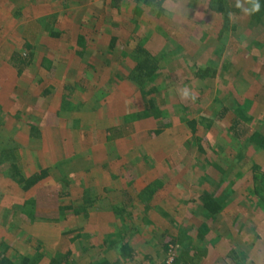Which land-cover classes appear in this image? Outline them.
Returning <instances> with one entry per match:
<instances>
[{
    "label": "rangeland",
    "instance_id": "rangeland-1",
    "mask_svg": "<svg viewBox=\"0 0 264 264\" xmlns=\"http://www.w3.org/2000/svg\"><path fill=\"white\" fill-rule=\"evenodd\" d=\"M215 2L161 0L164 12L157 14L142 0L117 6L113 0H0V82H11L0 91V139L19 147L26 171L43 161L83 158L67 179L52 176L24 194L0 171V242L10 256L40 252L44 264H55L71 248L82 264L94 253L114 261L127 241L134 260L121 257L119 264H264V13L255 16L253 0H224L230 10L224 17ZM36 21L44 34L33 33ZM81 25L117 36L130 65L139 48L156 60V93L148 96L160 106L157 117L123 123L144 107L140 88L120 77L128 73L123 65L115 72L98 65L95 73L78 70L86 80L74 92L47 85L38 73L45 71L42 55L78 63L66 46L75 44ZM51 29L66 32L54 38ZM27 40L34 44L31 64L22 76L12 74L4 59L12 49L27 52ZM46 98L50 107L89 113L85 136L69 132L83 123L67 112L40 116ZM187 119L199 122L202 152ZM107 131L117 136L111 150L99 148ZM254 131L260 138L251 143ZM86 186L93 206L77 216L60 214V203L79 201ZM145 189L153 192L142 198ZM205 196L219 210L208 212ZM31 200L33 217L10 222L7 205L22 208ZM112 241L115 252L107 249Z\"/></svg>",
    "mask_w": 264,
    "mask_h": 264
},
{
    "label": "trees",
    "instance_id": "trees-1",
    "mask_svg": "<svg viewBox=\"0 0 264 264\" xmlns=\"http://www.w3.org/2000/svg\"><path fill=\"white\" fill-rule=\"evenodd\" d=\"M144 3L157 7L158 13L162 14L164 12L163 7L161 6V0H142ZM254 1V7L256 12L254 13L257 18H259V13H264V0H253ZM119 3V0H113L112 6H117ZM217 10L223 13L224 17H227L230 11L227 5L225 4L224 0H216L215 2ZM258 6V10H257ZM79 17V16H78ZM81 19L79 18V22ZM227 26V25H226ZM104 30V29H103ZM99 30L96 29H85L82 25L79 28V31L76 36V42L75 44L67 45L65 50L66 52L70 53L76 60H78L80 63L82 62L84 64L83 69L89 70L93 73H95L94 65L97 66V69H101L103 67H111V71L115 72L118 71V66L123 65V68L126 69L127 75H121L120 77H125L135 86H138L140 88V93L142 94L144 98V107L142 108V111H136L134 113H131L130 116H124L123 117V123H128L129 121L133 119H141L146 118L148 116L154 115L158 116L157 113H161L160 106L157 104L156 97L152 96L149 97L152 92L156 91L152 88L151 82L156 77V69H157V62L156 60L149 56L146 51L139 48L134 51L131 54V59L133 63L130 65L125 61V57H128L126 55V52L122 51V49L119 48V42L118 37L115 35H110L107 40H102L100 37V34L98 33ZM50 36H54V38H58L61 35V32L55 31L54 29H51L49 31ZM25 49L27 52L22 51H13L10 56V61L14 67H17L18 71L22 69L23 66L27 65L31 60V52L30 49L33 48L32 45L26 43ZM60 49H62L60 47ZM45 56V55H44ZM47 55L42 58V60L47 61ZM100 64H99V63ZM86 64V65H85ZM214 72V71H213ZM97 73V72H96ZM200 75V74H199ZM204 77V75H201ZM200 76V77H201ZM82 81L85 80V77H80ZM80 80V81H81ZM154 93V95H156ZM149 95V96H148ZM147 96L149 98H147ZM160 110V111H159ZM135 115V116H134ZM160 115V114H159ZM237 122V120L234 119V124ZM196 119H187L185 120V124H187L190 129L195 131L194 127H196ZM235 128H237V124H235ZM109 130V129H108ZM159 129L154 130L155 133ZM233 135V134H232ZM235 139L239 138V133L236 129V134L233 135ZM250 142L253 141L258 142L260 135L258 131H254L252 134H250ZM199 141V139L197 140ZM16 144L11 143L8 145L9 147H6L2 145L0 147V171L3 175L10 177L11 180L17 184V186L23 190L27 191L34 185H36L39 181L43 180L44 178H47L52 173L46 169L41 168L38 171H34L33 173L30 172L29 175H27L18 159L19 155L17 154V149L14 147ZM198 151H201V147H199ZM64 167H67L69 163L67 161L61 162ZM63 167V169H64ZM69 168V167H68ZM74 168V165L72 167ZM69 168V169H70ZM62 170V168L58 167V170ZM71 170V169H70ZM62 172V171H61ZM68 173L60 175L62 178H66ZM149 187H147L148 189ZM90 187L84 188L82 196L80 197L79 201H74V203L69 205L61 204L59 206V213L65 215L68 211H71L74 215L79 214H85L88 209H90V206H93L95 202V198L89 194ZM145 189L141 197L143 198L146 194L152 195L153 190L151 189L148 191ZM205 196L203 205L205 206L206 210L208 212H216L219 210L220 204L217 200L212 199L210 196ZM76 202V203H75ZM19 208V207H18ZM21 210V213L28 214L31 218L33 217V209H34V202L27 201L22 208H19ZM18 209V210H19ZM115 211V208H113ZM19 210V211H20ZM120 211V210H119ZM29 217V218H30ZM121 235V232H117ZM66 234V233H65ZM79 235H76L74 237V240L78 238ZM71 242H73V239H70ZM107 242L105 241V244ZM72 244V243H71ZM116 245L113 241L108 245L107 249L108 251L113 250L112 245ZM4 242H0V264H41L42 261V253L40 252H34L32 254H19L17 256H10L7 253V249L4 246ZM68 247H71L69 244ZM114 251V250H113ZM115 252V251H114ZM115 260L112 261L108 259L107 257H97L96 254H92L91 260L89 261L90 264H119L118 259L121 257L126 258L127 260L133 259L134 260V251L129 247V243L127 241H123L120 244L119 253L115 252ZM77 256L71 252V248L64 251L63 254L59 256L58 259H55V264H77V261L79 264H82L84 258L83 256L78 259ZM75 262V263H74ZM143 264V263H141ZM146 264H153V263H146Z\"/></svg>",
    "mask_w": 264,
    "mask_h": 264
},
{
    "label": "crops",
    "instance_id": "crops-1",
    "mask_svg": "<svg viewBox=\"0 0 264 264\" xmlns=\"http://www.w3.org/2000/svg\"><path fill=\"white\" fill-rule=\"evenodd\" d=\"M78 18H80L81 20V22H86V20H84L83 18H81L80 17V15H79V17ZM78 21H79V19H78ZM88 21H90V23L91 24H94V21H95V19L94 18H90V19H88ZM37 22V24L36 23H34V31H33V33H36V34H39V33H43V31H41V29L43 30V28H42V26H41V24L43 23V22H40V23H38V21H36ZM40 27H41V29H40ZM75 27V25H74V23H73V20H72V27L71 28H74ZM104 29V30H103ZM97 30V29H96ZM106 30H107V28H105V27H100V31H98V33L100 34V37H101V39L102 40H107L109 37L107 36L106 37V35L104 34V32H106ZM64 31V32H63ZM63 31H60L61 32V35L63 36L64 34H65V32H66V30L64 29ZM44 34V33H43ZM60 35V36H61ZM26 43H28V44H30V45H32V47L34 46V44H32V41H30V40H27L24 44H23V46H24V48H26L25 47V45H26ZM13 51H18V50H14V49H12L11 50V53L13 52ZM20 51V50H19ZM11 53H10V55H9V57L7 58H5L4 59V62H3V64H2V66L3 67H6L5 69L7 70V66H8V68L9 69H11V71H9L10 73H12L13 74V72L15 71V73L17 74V75H21L22 73H23V70L25 69V68H27L30 64H31V60H30V62L27 64V65H25V66H23L22 67V69L20 70V71H18V69H17V67H14L13 65H12V63H11V61H10V56H11ZM32 56V55H31ZM45 56H46V54H45ZM45 56H43L42 55V57H41V65L45 68L44 70V72H42V71H39L38 73H41V75L43 76V79H46V78H48V82H47V85L48 84H51V85H53V86H55V85H61L62 86V90L63 91H65L66 89H68L69 88V90L70 91H72L73 89H74V86L76 85V83H77V81L79 80V83L81 84V85H84V84H82L83 82H85V81H82L81 79H80V77H77L76 76V73H77V71L78 70H84L83 69V67H84V64L81 62H79L78 61V63H75L73 60H72V63H69L68 62V59H67V57H61V59L58 61V60H56L55 59V57L53 58V57H50V56H48L47 55V61H44V60H42V58L43 57H45ZM72 58H74L73 56H72ZM75 59V58H74ZM76 60V59H75ZM7 65V66H6ZM86 65V64H85ZM15 68V69H14ZM22 76V75H21ZM81 80V81H80ZM86 80V79H85ZM23 82V81H22ZM10 80L8 79V80H3V81H1L0 82V91H3V89H4V91L5 92H7L8 91V86L10 85ZM12 90V89H11ZM59 92H61L60 90H59ZM72 92H74V91H72ZM10 93H11V95H12V92L11 91H9V95H10ZM69 93L70 92H66V96H68L69 95ZM76 93H77V91H76ZM79 93V92H78ZM10 95V96H11ZM78 96H79V94H78ZM13 97V96H12ZM11 97V98H12ZM73 98V97H72ZM7 101H8V99H6ZM10 100V99H9ZM80 100L81 101H83V99L82 98H80ZM11 101V100H10ZM73 101H75V99L73 98ZM12 102V101H11ZM44 102L46 103L45 105H44ZM50 105H53V103H51V99H49V98H46V99H43V104H42V109L41 110H39V112H38V114H40V116H43L44 114L47 116V114L48 113H52V116L53 115H61V114H63V113H68L69 114V116L70 117H72V118H74L75 120H76V122H78V123H83V120L84 119H86V118H89L88 117V114L89 113H84V112H82L81 110H80V107H77V110L75 111V110H68V106L65 108V107H61L60 105L61 104H59V105H56V106H54V107H50ZM71 108H73V107H71ZM224 109H226V107L224 108ZM263 110H264V107H262V109L260 110V117L262 116L263 118H264V116H263ZM221 113H223V111L221 112ZM241 113H244V111H241ZM133 120H135V119H133ZM133 120H131V121H129L128 123H130V122H134ZM197 123V125H196V127H194V129H195V131H193L192 129H190V127L187 125V124H185L189 129H190V131H191V134H194L196 137H195V141H197L198 139H199V141H197V143H198V146H197V149H199V147H201V150H203V145H201V138L199 137V135H198V121H196ZM127 123V124H128ZM161 124V123H160ZM159 123H158V125H160ZM185 126V127H186ZM66 126L64 127H62V130L64 131V130H66ZM76 130H69V132H71V133H78V134H80V136H85V132H84V123L83 124H79L78 126H76V127H74ZM44 130V132L46 133V130L45 129H43ZM48 130V129H47ZM117 136H115L114 134L112 135V134H110V131H107L106 132V135H105V138H104V140H103V142H101V144L99 145V148H104V146H106L108 149H113V148H115V146H116V144H117V142L116 141H114V139L116 138ZM11 143H14V141L13 140H10V139H8V140H1L0 139V147L2 146V145H4V146H6V147H9L8 145H10ZM73 146V148H75V149H77V147L75 146V144L74 145H72ZM3 147V146H2ZM16 149H17V154L19 155L20 154V149H19V147L17 146V145H15L14 146ZM89 148H92V146L91 147H89ZM202 152V151H201ZM82 159L83 158H79L77 161H76V159L73 161V159H72V157H65L64 159H59L56 163H53V164H47L46 162H44L43 161V164H42V166L40 165V164H38V163H36L37 164V166H39V168H37V169H35L34 167L33 168H31V171H26L25 170V165L23 164L24 162V160L22 159V158H20V155H19V159H18V161H19V163H20V165H21V167H22V169H23V171L27 174V175H29V173L30 172H34V171H38L39 169H41V168H46V169H48L52 174L50 175V176H48L47 178H44L43 180H41V181H39L38 182V184L40 183V182H42V181H44V180H46V179H48V178H52V176H53V178H55L56 180H61V179H67L69 176H70V172L71 171H73V170H78L77 169V167H76V163L75 162H79L80 160H81V162H80V164L82 163ZM63 161H67L68 163H69V165L67 166V167H64L65 165H63L61 162H63ZM210 164H211V162H210ZM72 165H74V168H70V167H72ZM58 167L59 168H62V170H58ZM63 167H64V169H63ZM71 169H69V168ZM62 171V172H61ZM66 173H68V175L66 176V178H62L60 175H63V174H66ZM31 174V173H30ZM37 185V184H36ZM36 185H34L33 187H31L30 189H32V188H34ZM14 186V185H13ZM18 187V186H17ZM19 188V187H18ZM20 189V188H19ZM29 189V190H30ZM29 190H27V191H23V190H21L20 189V191H22L23 192V194L24 193H26V192H28ZM25 200V199H24ZM24 200H22V202H20V201H15V203H23V201ZM11 202V201H10ZM13 202V201H12ZM73 203H74V201H72ZM72 202H70V203H66V201L64 200V201H62L61 203H60V205L61 204H64V205H69V204H71ZM72 203V204H73ZM19 208L17 207V206H14L13 205V203L12 204H10V205H7V208H6V213H7V215H8V219H9V221L10 222H16V221H19L20 219H23L22 217H24L23 216V213H21V210L19 211L18 210ZM69 213H71V211H68ZM67 212V213H68ZM73 216V215H72ZM29 218V217H28ZM29 221H28V227H30V228H32V227H34L35 226V224L36 223H34V221H31V219L29 218L28 219ZM41 264H44V260H42L41 261Z\"/></svg>",
    "mask_w": 264,
    "mask_h": 264
},
{
    "label": "clouds",
    "instance_id": "clouds-1",
    "mask_svg": "<svg viewBox=\"0 0 264 264\" xmlns=\"http://www.w3.org/2000/svg\"><path fill=\"white\" fill-rule=\"evenodd\" d=\"M257 10H258V6H257Z\"/></svg>",
    "mask_w": 264,
    "mask_h": 264
}]
</instances>
